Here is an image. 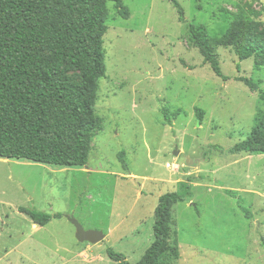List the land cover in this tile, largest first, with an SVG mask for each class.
<instances>
[{"label":"rangeland","instance_id":"1","mask_svg":"<svg viewBox=\"0 0 264 264\" xmlns=\"http://www.w3.org/2000/svg\"><path fill=\"white\" fill-rule=\"evenodd\" d=\"M122 1L128 19L108 4L96 102L104 123L88 165L0 158V264H118L109 249L136 264L154 241L159 198L189 180L193 196L174 206L171 226L181 259L168 264H264V154L230 153L264 116L259 93L237 78L264 91V64L219 43L231 26L242 31L236 22L261 33L264 0H175L184 20L173 0ZM191 25L203 27L227 81L204 63ZM22 207L60 217L33 227ZM71 219L106 239L81 243Z\"/></svg>","mask_w":264,"mask_h":264},{"label":"trees","instance_id":"2","mask_svg":"<svg viewBox=\"0 0 264 264\" xmlns=\"http://www.w3.org/2000/svg\"><path fill=\"white\" fill-rule=\"evenodd\" d=\"M113 2L122 18L130 13L122 0H0V158L25 160L60 168L88 165L94 133L103 128L96 116L99 82L106 76L104 37L108 32V4ZM181 20L184 11L180 4ZM220 38L226 49H235L242 62L251 57L264 64V30L249 32V24L236 22ZM236 28V29H235ZM190 32L214 73L227 81L218 55L207 41L203 27ZM71 72L79 73L73 81ZM237 81L264 101V91L251 79ZM204 111L197 109L200 123ZM168 124L171 123L167 116ZM231 154H264V116L256 119L250 136L230 150ZM184 183L177 192L159 198L153 226L154 241L136 264H168L181 259V251L170 242L174 206L192 198V186ZM238 205L248 219L253 214L235 192ZM35 225L45 227L60 215L19 208ZM118 264L127 258L108 251Z\"/></svg>","mask_w":264,"mask_h":264},{"label":"water","instance_id":"3","mask_svg":"<svg viewBox=\"0 0 264 264\" xmlns=\"http://www.w3.org/2000/svg\"><path fill=\"white\" fill-rule=\"evenodd\" d=\"M179 152H175V156H178ZM71 222L77 228V238L81 243L99 244L106 239V235L102 231L86 230L77 220L71 219Z\"/></svg>","mask_w":264,"mask_h":264},{"label":"built area","instance_id":"4","mask_svg":"<svg viewBox=\"0 0 264 264\" xmlns=\"http://www.w3.org/2000/svg\"><path fill=\"white\" fill-rule=\"evenodd\" d=\"M167 167H168V168H171V167H172V165H171V164H168V165H167Z\"/></svg>","mask_w":264,"mask_h":264},{"label":"crops","instance_id":"5","mask_svg":"<svg viewBox=\"0 0 264 264\" xmlns=\"http://www.w3.org/2000/svg\"><path fill=\"white\" fill-rule=\"evenodd\" d=\"M33 227H38V225H33Z\"/></svg>","mask_w":264,"mask_h":264}]
</instances>
